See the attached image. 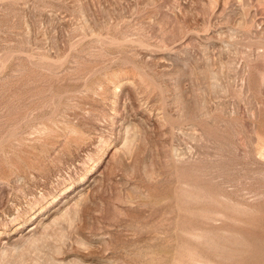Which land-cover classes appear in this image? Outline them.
<instances>
[{
	"label": "rangeland",
	"instance_id": "374dc122",
	"mask_svg": "<svg viewBox=\"0 0 264 264\" xmlns=\"http://www.w3.org/2000/svg\"><path fill=\"white\" fill-rule=\"evenodd\" d=\"M0 264H264V0H0Z\"/></svg>",
	"mask_w": 264,
	"mask_h": 264
}]
</instances>
